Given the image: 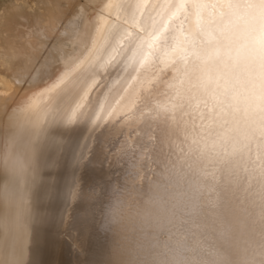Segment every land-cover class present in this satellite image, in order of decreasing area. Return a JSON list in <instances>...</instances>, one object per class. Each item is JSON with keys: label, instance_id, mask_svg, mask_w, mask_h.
Returning a JSON list of instances; mask_svg holds the SVG:
<instances>
[{"label": "bare ground", "instance_id": "6f19581e", "mask_svg": "<svg viewBox=\"0 0 264 264\" xmlns=\"http://www.w3.org/2000/svg\"><path fill=\"white\" fill-rule=\"evenodd\" d=\"M16 16L19 41L0 43V264H264V0Z\"/></svg>", "mask_w": 264, "mask_h": 264}, {"label": "rangeland", "instance_id": "374dc122", "mask_svg": "<svg viewBox=\"0 0 264 264\" xmlns=\"http://www.w3.org/2000/svg\"><path fill=\"white\" fill-rule=\"evenodd\" d=\"M13 1L16 3V5L15 4L14 5L13 4H6L5 8L3 9V14H2L3 19H2V22H0V24H1L0 36L2 39L0 41V43L3 47L7 46V38L11 39L12 41L16 40L15 41L16 43L19 41V37L16 36L17 31L15 29L14 24L18 23L22 26H25L23 24L22 20L20 18H17L16 14L21 13V14L25 15L26 17H30L29 20H31V17L33 19L34 18L33 16L42 10V6L44 4H47V0H13ZM24 12H25V14H24ZM28 14H30V16H28ZM14 29H15V31H14ZM21 29H24V28H21ZM20 32H22V30H20Z\"/></svg>", "mask_w": 264, "mask_h": 264}, {"label": "snow or ice", "instance_id": "6c2138e0", "mask_svg": "<svg viewBox=\"0 0 264 264\" xmlns=\"http://www.w3.org/2000/svg\"><path fill=\"white\" fill-rule=\"evenodd\" d=\"M132 96H135L136 95V87L133 86V89H132V93H131ZM76 123V117H75V113H73L72 116H70L68 118V120L66 121V124L68 126H72ZM84 158V154L83 152H81L79 155H76V158H75V162L77 164L80 163L81 160H83ZM54 166V165H53ZM75 187V186H74ZM95 192V191H94ZM93 192V193H94ZM103 196V193H102V190L99 191V195L98 196H95L93 197L91 195V198L94 199V200H100ZM30 219V218H29ZM67 235L70 237V246L72 247L74 253L76 254H81V252L83 251V245L80 241V239L76 236H73L71 232H68Z\"/></svg>", "mask_w": 264, "mask_h": 264}, {"label": "clouds", "instance_id": "9594fccd", "mask_svg": "<svg viewBox=\"0 0 264 264\" xmlns=\"http://www.w3.org/2000/svg\"><path fill=\"white\" fill-rule=\"evenodd\" d=\"M152 264H165V262L161 257L157 255V256H154Z\"/></svg>", "mask_w": 264, "mask_h": 264}]
</instances>
